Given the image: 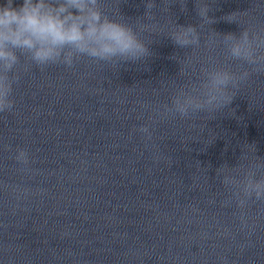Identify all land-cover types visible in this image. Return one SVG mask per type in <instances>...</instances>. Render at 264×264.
Returning a JSON list of instances; mask_svg holds the SVG:
<instances>
[{
  "label": "clouds",
  "instance_id": "obj_1",
  "mask_svg": "<svg viewBox=\"0 0 264 264\" xmlns=\"http://www.w3.org/2000/svg\"><path fill=\"white\" fill-rule=\"evenodd\" d=\"M163 11L179 2L186 10L185 0H162ZM105 0H23L14 6V0L0 4V113H11L15 107L14 88L21 78V68L27 72L31 66L41 70L51 65L72 68L84 57L97 63L122 65L138 62L152 55L142 33L163 34L179 47H197L201 33L196 26L178 25L171 21L162 27L153 11L155 0H146L145 12L133 26L117 7L111 15L105 10ZM200 17L199 28L213 23L209 17L208 0H196ZM233 14L226 17L229 22ZM115 17V18H114ZM215 33V32H214ZM218 36L220 34L216 33ZM227 59L240 61L237 70L229 66L201 68L199 83L177 88L170 102L163 105L162 115L191 119L197 113H218L227 108L237 95L241 84L252 73L264 74V28H243L239 36L227 33L222 36ZM176 59V57H173ZM243 64L252 66L243 68ZM151 139L148 125L137 129ZM241 159L247 155L242 152ZM15 160L21 165L30 163L24 148L16 150ZM227 168L225 172L221 169ZM223 176L222 184L231 191L237 206L244 209L249 201L264 202V159L255 156L245 167L227 164L217 169ZM230 200H226L228 204ZM242 221L244 217L241 216Z\"/></svg>",
  "mask_w": 264,
  "mask_h": 264
}]
</instances>
